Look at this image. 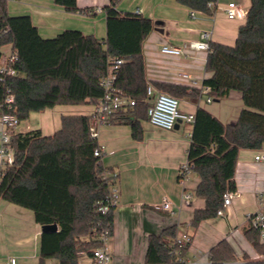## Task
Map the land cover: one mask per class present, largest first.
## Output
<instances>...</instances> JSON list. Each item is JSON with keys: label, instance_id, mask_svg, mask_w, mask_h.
Returning <instances> with one entry per match:
<instances>
[{"label": "trees", "instance_id": "obj_1", "mask_svg": "<svg viewBox=\"0 0 264 264\" xmlns=\"http://www.w3.org/2000/svg\"><path fill=\"white\" fill-rule=\"evenodd\" d=\"M53 1L69 12L86 11L78 8L76 0ZM118 1L109 0L103 6L106 36L99 39L76 29L43 38L29 15H10L7 1L0 0V62L5 45L17 54L13 64L16 73H0V114L13 112L20 124L28 121L31 112L56 105L94 106L104 93L101 78L115 59L122 63L117 67L113 86L118 94L134 100V105L121 106L105 124L129 125L132 138L141 139L140 122L147 121L150 104L148 85L154 92L196 103L199 88L147 77L142 45L153 31V23L137 12L117 10ZM249 1L234 45L209 41L204 70L210 76L203 78L202 84L210 87L213 99L239 92L243 107L234 122L223 123L204 107L196 106L187 161L199 178L194 195L204 200V206L193 211L192 228L224 211L223 194L236 191L238 152L264 146V0ZM177 2L210 14L217 0ZM7 89L13 96L9 106L4 103ZM91 125L90 114L62 115L60 127L49 135H43L38 128L15 129L11 133L13 161L0 179V199L30 210L39 226L57 225L55 231L40 232L38 264H44L46 259L78 264L80 257L90 256L100 245L97 236L101 230L112 232L113 208L101 212L99 207L114 178L102 166L100 157L94 155L98 143L90 133ZM247 222L244 236L257 252L264 254L258 229ZM178 232L176 225H170L151 234L145 261L189 264L184 258L187 247L177 254L173 251ZM242 258L244 261L236 263V254L222 239L209 249L208 264H264V259Z\"/></svg>", "mask_w": 264, "mask_h": 264}, {"label": "crops", "instance_id": "obj_2", "mask_svg": "<svg viewBox=\"0 0 264 264\" xmlns=\"http://www.w3.org/2000/svg\"><path fill=\"white\" fill-rule=\"evenodd\" d=\"M6 1L8 13L29 15L43 38L55 37L65 29H76L99 39L106 36L103 6L109 0H76L78 8H86L81 13L66 11L53 0ZM229 1L239 3L246 10L250 4L249 0H217L210 14L194 10V16H190V9L177 0H119L116 8L123 12H137L153 23V31L142 45L146 75L150 80L174 82L175 73L186 72L198 84L210 76L204 70L206 51L169 57L160 54L159 47L162 43L180 46L184 42L198 40L203 31L210 33L211 42L234 45L238 28L245 19L226 17L224 8ZM176 83L188 85L187 82ZM230 95L236 99V111H209L219 120L227 118L223 123L236 118L243 107L239 92L232 91L228 97ZM203 99L196 103L180 100V109L194 113L197 105L202 106ZM52 109H56L59 115L52 113ZM92 110V104L56 105L51 109L31 112L25 127L16 130L38 128L43 135H49L60 127L62 115L90 114ZM182 123L179 121L171 130H164L142 120L139 140L132 138L129 125L102 124L97 127L96 140L102 147L101 164L108 174H114L113 182L118 189L112 232L107 240L110 264H154L145 261L148 237L170 225L191 234V242L184 254L188 263L198 261L208 264L209 249L222 239L236 254V263L244 261L243 255L249 260L264 259V254L257 252L243 234V228L248 223L247 216L261 207L258 197L264 192V162L255 160L254 156L264 150V146L260 150L241 149L238 152L234 174L236 191L230 204L222 215L202 220L192 228L193 211L202 208L204 200L194 195L199 178L193 170L184 188L178 182V168L187 160L192 129V124L189 128ZM184 192L189 193L190 198H185ZM163 199L170 202L169 210L157 208ZM39 235L40 230L36 228L34 240L38 243L30 247L32 254L29 255L35 264H38ZM4 258L6 256L0 257V263ZM78 261L82 264L89 262L87 256L80 257ZM44 264L58 262L46 259Z\"/></svg>", "mask_w": 264, "mask_h": 264}, {"label": "built area", "instance_id": "obj_3", "mask_svg": "<svg viewBox=\"0 0 264 264\" xmlns=\"http://www.w3.org/2000/svg\"><path fill=\"white\" fill-rule=\"evenodd\" d=\"M226 17L228 19L244 20L246 18V9L234 1H229L224 8ZM195 11L190 10V16H194ZM210 33L203 31L200 34V38L191 42H184L180 46H174L167 43H162L159 47V53L169 57L187 56L196 51L210 50L209 40ZM17 60V54L14 50L10 49L6 56H3L0 62V73L2 75H14L15 69L13 64ZM122 63L121 59H115L108 68V72L101 78L100 84L104 89L103 95L97 100L91 111L90 133L93 137H96L97 127L105 124L107 118L121 106L134 105V100L125 98L116 92L113 86L117 67ZM1 79V78H0ZM2 80V79H1ZM172 80L174 82H187L189 86L199 88L200 98H204L206 102H210L213 98L209 95L210 87L202 84V81L197 82L191 78L186 72H177L174 74ZM7 94L4 98V103L8 106L13 101L12 94L7 89ZM146 94L149 97V106L147 107V122L154 127L164 130H171L176 122L190 123L194 122V113L185 112L180 109V101L164 92H154L153 88L148 85L146 88ZM19 122L13 112H4L0 114V179L2 177L5 167L13 161V149L10 144V137L13 130L18 126ZM94 155L100 157L102 155V147H98L94 150ZM255 160L264 162V150L258 151L255 156ZM192 164L187 160L183 162L178 168V182L184 188L187 183L190 172L192 171ZM114 178V174L112 175ZM234 192H225L223 194V205L227 207L233 197ZM185 198H190L189 193L184 192ZM118 200V189L115 187L114 182H111L109 194L105 198L104 202L100 205L99 210L101 212H107L111 208L114 209ZM260 209L247 216V221L250 225L259 231V238L264 241V192L259 194L258 197ZM157 208L169 210L170 202L167 199H163ZM218 215H222V211H218ZM110 234L108 229L101 230L97 236L100 241V245L92 250V254L88 257L89 262L87 264H110L111 254L107 247V240ZM191 242V234L182 230L179 231L173 241V251L177 254L184 247H187ZM0 264H17V259L14 256H7ZM78 264H82L78 261ZM189 264H200L198 261L189 262Z\"/></svg>", "mask_w": 264, "mask_h": 264}, {"label": "rangeland", "instance_id": "obj_4", "mask_svg": "<svg viewBox=\"0 0 264 264\" xmlns=\"http://www.w3.org/2000/svg\"><path fill=\"white\" fill-rule=\"evenodd\" d=\"M1 50L4 56H6L9 53L10 46L5 45ZM178 100L180 101L179 98ZM234 101L236 102V99L234 100V97L230 95L229 97L226 96L218 100L212 99L210 102H206L203 99L201 104L210 112L213 110L214 112L217 110L226 112L228 109L236 111L237 106ZM52 113L57 115L58 111L52 109ZM226 119L223 118L221 121L226 122ZM236 119L237 117L233 120L231 118L227 123H232ZM29 122H32V120ZM26 123L28 121L20 123L17 128L23 129ZM182 124L183 126L185 125L191 128L190 123L183 122ZM0 201V257L14 256L17 259V264H35L29 256L32 254L30 247L34 243H38L37 240H34V234L36 228L40 230V227H37L34 222L32 212L13 203L4 200Z\"/></svg>", "mask_w": 264, "mask_h": 264}, {"label": "water", "instance_id": "obj_5", "mask_svg": "<svg viewBox=\"0 0 264 264\" xmlns=\"http://www.w3.org/2000/svg\"><path fill=\"white\" fill-rule=\"evenodd\" d=\"M214 100H218V99H214ZM179 123V120L176 122V124L174 125V127ZM57 229V225L55 223L53 224H46V225H41L40 226V232H52L55 231Z\"/></svg>", "mask_w": 264, "mask_h": 264}]
</instances>
